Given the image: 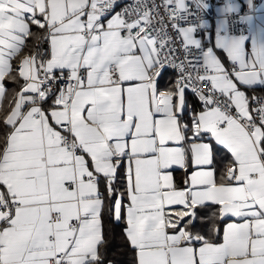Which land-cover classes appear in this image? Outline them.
<instances>
[{
    "label": "snow or ice",
    "instance_id": "obj_1",
    "mask_svg": "<svg viewBox=\"0 0 264 264\" xmlns=\"http://www.w3.org/2000/svg\"><path fill=\"white\" fill-rule=\"evenodd\" d=\"M213 8L0 0V264H264V0Z\"/></svg>",
    "mask_w": 264,
    "mask_h": 264
},
{
    "label": "trees",
    "instance_id": "obj_2",
    "mask_svg": "<svg viewBox=\"0 0 264 264\" xmlns=\"http://www.w3.org/2000/svg\"><path fill=\"white\" fill-rule=\"evenodd\" d=\"M217 207H203V208H199L197 209V212L200 214V219H203L205 221H210V222H214L213 221V216H214V219H215V225L217 228H221V226L223 225V221L219 220L216 218V216L214 215L216 212H217ZM197 224H202L203 227L205 226H208L209 223L205 222V223H202V222H197ZM114 235L111 237L112 240V245H114L113 247V252H116L118 253V256L121 257V262L120 263H123V264H127L128 260H130V256L127 254V251L124 247L123 244H120L119 243V240H118V235L115 233V231H113ZM116 234V236H115ZM116 239V241H115Z\"/></svg>",
    "mask_w": 264,
    "mask_h": 264
},
{
    "label": "crops",
    "instance_id": "obj_3",
    "mask_svg": "<svg viewBox=\"0 0 264 264\" xmlns=\"http://www.w3.org/2000/svg\"><path fill=\"white\" fill-rule=\"evenodd\" d=\"M260 2H261V0H257V3H260ZM214 20H213V22H214ZM204 207H217L218 208L217 205H213V204H208V205H206ZM199 221L202 222V223H205V222L209 223V225H208L209 227L213 224V222L205 221L203 219H199L198 222ZM213 221L215 222L214 216H213ZM197 227L199 229H201V230H206L205 227L202 226V224H197ZM113 231H115V233L118 235L119 243L124 245L123 238H122V236L120 234V228L114 226L113 227ZM116 234H115V236H116ZM112 240L113 239L110 238L109 243L106 245V253H107L108 259L112 260L114 262V264H123V263H120L121 262V260H120L121 257L118 256V253L113 252V248H114L113 246L114 245H112ZM115 241H116V239H115Z\"/></svg>",
    "mask_w": 264,
    "mask_h": 264
},
{
    "label": "built area",
    "instance_id": "obj_4",
    "mask_svg": "<svg viewBox=\"0 0 264 264\" xmlns=\"http://www.w3.org/2000/svg\"><path fill=\"white\" fill-rule=\"evenodd\" d=\"M214 8L210 13V17L212 19V21L216 18V13H215V6H219V4H221L223 2V0H212Z\"/></svg>",
    "mask_w": 264,
    "mask_h": 264
}]
</instances>
